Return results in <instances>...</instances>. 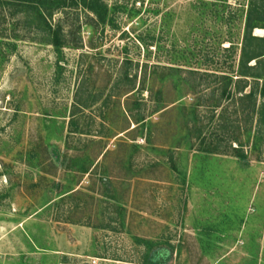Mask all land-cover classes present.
<instances>
[{
  "label": "rangeland",
  "instance_id": "374dc122",
  "mask_svg": "<svg viewBox=\"0 0 264 264\" xmlns=\"http://www.w3.org/2000/svg\"><path fill=\"white\" fill-rule=\"evenodd\" d=\"M106 2L3 25L0 264H264V0Z\"/></svg>",
  "mask_w": 264,
  "mask_h": 264
},
{
  "label": "trees",
  "instance_id": "16d2710c",
  "mask_svg": "<svg viewBox=\"0 0 264 264\" xmlns=\"http://www.w3.org/2000/svg\"><path fill=\"white\" fill-rule=\"evenodd\" d=\"M85 12V18L97 25L108 22L110 10L106 0H0V38H4L7 29L3 26L8 21L17 18L27 32L40 34L44 43L57 50L66 47L77 48L70 43L69 31H66L65 19L72 12ZM59 15L56 20L55 17ZM79 15H77V20ZM71 30V28H70ZM264 95V86L262 88ZM254 93L245 94V99H252ZM144 264H161L147 260Z\"/></svg>",
  "mask_w": 264,
  "mask_h": 264
},
{
  "label": "bare ground",
  "instance_id": "6f19581e",
  "mask_svg": "<svg viewBox=\"0 0 264 264\" xmlns=\"http://www.w3.org/2000/svg\"><path fill=\"white\" fill-rule=\"evenodd\" d=\"M259 31H260L259 29L256 30L257 33H259Z\"/></svg>",
  "mask_w": 264,
  "mask_h": 264
}]
</instances>
